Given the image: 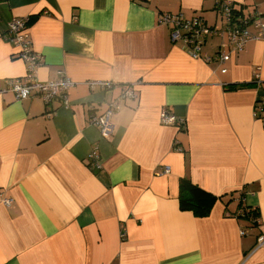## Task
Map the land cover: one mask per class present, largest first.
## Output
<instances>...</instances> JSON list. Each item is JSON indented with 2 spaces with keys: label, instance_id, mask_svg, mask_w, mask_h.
<instances>
[{
  "label": "crops",
  "instance_id": "crops-1",
  "mask_svg": "<svg viewBox=\"0 0 264 264\" xmlns=\"http://www.w3.org/2000/svg\"><path fill=\"white\" fill-rule=\"evenodd\" d=\"M222 1L264 17V0H0V264H264V40L219 63L206 37V62L158 22L222 27ZM22 17L36 80L62 71L67 106L5 90L26 73L5 37ZM118 100L104 138L90 119ZM163 110L183 126L162 124ZM184 178L217 198L207 216L180 208Z\"/></svg>",
  "mask_w": 264,
  "mask_h": 264
},
{
  "label": "built area",
  "instance_id": "built-area-1",
  "mask_svg": "<svg viewBox=\"0 0 264 264\" xmlns=\"http://www.w3.org/2000/svg\"><path fill=\"white\" fill-rule=\"evenodd\" d=\"M219 9L224 20L222 27L207 26L199 16L186 18L182 14L171 13L159 16L158 22L169 27V38L172 43H183L185 50L192 57H202L206 62H209L210 57L203 56L201 52V46L206 37L219 38L220 44L216 58L219 63L226 62L234 53L242 52L248 42L264 40V17L262 15L255 12L249 13V15L237 14L233 10L231 3L225 1L220 3ZM29 22V17H22L12 18L7 24V39L18 49L17 55L24 61L26 73L23 78L7 81L5 90L12 92L16 101L38 96L45 105L50 104L55 99H61L62 105L67 106L66 95L72 86V82L62 71L58 73L57 79L51 81L39 82L34 76L41 64V59L31 46V40L27 33ZM221 72H226V69H222ZM255 77H257L256 74ZM98 84L102 87H110L108 82H98ZM122 98L135 99L136 94L129 88L123 93ZM119 106L120 102L118 100L110 104L101 115H93L91 117V125L97 128L102 137L110 138L113 135L114 125L111 118ZM254 116L264 124V95L255 101ZM161 123L177 127L183 126V122L166 110L161 112ZM91 157L92 166L94 168L99 167V158L95 151L91 154ZM168 173L169 168L165 167L162 174ZM10 202L11 199H0V203L5 206H8ZM260 245L264 246V238L260 239Z\"/></svg>",
  "mask_w": 264,
  "mask_h": 264
},
{
  "label": "trees",
  "instance_id": "trees-1",
  "mask_svg": "<svg viewBox=\"0 0 264 264\" xmlns=\"http://www.w3.org/2000/svg\"><path fill=\"white\" fill-rule=\"evenodd\" d=\"M237 14L242 15L241 10L233 9ZM31 21V20H30ZM8 31L5 37L7 38ZM255 107V105H254ZM216 197L205 192L198 186L192 184L188 179H182L179 186V205L182 210L191 211L197 217H205L209 214ZM259 213L251 208L244 210L242 218L253 221Z\"/></svg>",
  "mask_w": 264,
  "mask_h": 264
}]
</instances>
